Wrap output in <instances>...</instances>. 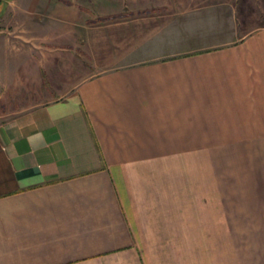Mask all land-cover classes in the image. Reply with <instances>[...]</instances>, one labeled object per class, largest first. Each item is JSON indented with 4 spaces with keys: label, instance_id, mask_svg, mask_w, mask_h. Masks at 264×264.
Segmentation results:
<instances>
[{
    "label": "crops",
    "instance_id": "crops-1",
    "mask_svg": "<svg viewBox=\"0 0 264 264\" xmlns=\"http://www.w3.org/2000/svg\"><path fill=\"white\" fill-rule=\"evenodd\" d=\"M0 264H264V0L9 1Z\"/></svg>",
    "mask_w": 264,
    "mask_h": 264
},
{
    "label": "rangeland",
    "instance_id": "rangeland-1",
    "mask_svg": "<svg viewBox=\"0 0 264 264\" xmlns=\"http://www.w3.org/2000/svg\"><path fill=\"white\" fill-rule=\"evenodd\" d=\"M44 1L51 2V3L55 2L60 7L70 5L73 7V9L75 7L80 6V5L90 7L91 5H93L96 2V0H44ZM35 6L37 7L38 5H35ZM8 14H11V10L9 11ZM13 16H14V13H12V16L8 17V19H13ZM201 179L203 180L204 178L201 177ZM201 189H202V184H201Z\"/></svg>",
    "mask_w": 264,
    "mask_h": 264
},
{
    "label": "trees",
    "instance_id": "trees-1",
    "mask_svg": "<svg viewBox=\"0 0 264 264\" xmlns=\"http://www.w3.org/2000/svg\"><path fill=\"white\" fill-rule=\"evenodd\" d=\"M9 1L11 0H0V16L3 14V12L5 11Z\"/></svg>",
    "mask_w": 264,
    "mask_h": 264
}]
</instances>
